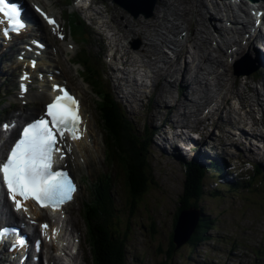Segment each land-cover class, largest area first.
<instances>
[{"label":"rangeland","instance_id":"rangeland-1","mask_svg":"<svg viewBox=\"0 0 264 264\" xmlns=\"http://www.w3.org/2000/svg\"><path fill=\"white\" fill-rule=\"evenodd\" d=\"M101 8L102 5L99 4L95 9L101 10ZM108 8L110 9V11H113V14H107V19L109 15H111V19L115 21L114 28H117V26L121 22L120 20H118L120 18L121 11L125 12L121 15V18L124 17V20L128 16L129 19L133 18V16H131L129 13H126L123 8L113 2H108ZM108 22L111 23V20ZM139 24L140 22H138V20L129 22L127 21V25L132 27L134 30H137L136 28ZM150 34L152 35L151 32ZM190 35H192V33ZM149 37L151 36H148V38ZM141 40L142 39L140 38L138 39L136 37H133L129 40L130 43L128 45H132L137 49L141 46L143 48H146V46L144 45L145 43L143 44ZM104 43V47L105 49H107L109 47L108 38L105 37ZM215 44L216 42H212V46H214ZM218 45H220L219 42L217 44V47ZM96 47L97 46H94L92 50H95ZM169 49L170 48L168 46H162L161 51L163 53H166L165 50L169 52ZM213 51L214 50L211 51V54H215V51ZM140 52L141 50H138V53ZM107 54H109V52L106 50L105 55ZM187 55L189 56L188 53ZM62 60L66 62L67 68L71 75V79L73 80L72 84L75 85L76 89L79 92L83 90L85 92V97L87 98V100L91 101L92 105L94 106L96 96L91 91V87H89L85 83H81V78L79 77V75L76 74L73 68L72 70L70 69V63L66 59V55L64 53L62 55ZM181 60L182 58L179 60V62ZM195 60L196 56L193 57V62H195ZM102 63L104 72L106 74H109V77L111 78L110 87H112L116 98L120 102L118 93L120 92V89L126 92V87L123 85V87L118 86L117 80L115 79L116 77H113L114 75H116V73L114 71L112 72L107 67L111 62L106 63L103 61ZM117 65L118 64H113L114 67H116ZM186 70L188 69L186 68ZM79 73H81L80 67ZM130 75L134 76L135 74L132 72L130 73ZM225 75L227 76L229 74ZM232 75L233 77H231V79L227 81L225 80L223 82L221 81L222 83L227 82L226 85L230 86L229 91L231 92H229L230 98H228V103L223 114H227L226 110H229V115L232 120L234 119V117L239 116L240 122H242V120H247V115L245 114L244 116H242L240 110L241 107L244 108L242 110H247L248 102H242L245 105V107H243L242 103L239 101V105L237 106L238 100L237 96L235 97L234 91L236 90V88H239V90L241 89V87L243 86V81L246 79L244 76L247 77V75L243 73L236 75L233 72ZM173 78H177L176 74H173L170 79ZM250 78L251 76L249 77V80ZM234 79L235 84L232 85ZM250 83L248 84L251 87H254L255 85V89L260 92H264V87L260 84L256 85V83ZM234 85L236 87H234ZM221 86H223V84ZM128 89L133 90L132 87H128ZM196 91L198 92L199 90L196 88ZM139 92L140 91H135V96H128V99L135 104L136 109H131V112L134 110L137 112L135 117H133V122L136 123H134V125H136V128L139 129L138 131L140 132L143 126L153 127L154 125H159L160 120L163 117V109L162 107H159L157 109L158 112L156 113V116L152 117V119L150 117H147V114H145L143 111L145 106L140 104V101H142V94L141 92ZM210 93V95H212L210 96L211 99L209 98L206 103L201 102V100H205V97H202V95L200 94L201 96H199L195 100V102L191 104L192 98L190 97L196 96V93L193 92L192 94H189V91H185V94L188 98L183 99V101L187 105H184L181 101V106L176 110L171 111L179 104L178 102L173 103L174 95L171 92L166 91L160 94V92L155 89L152 102L157 99L159 101H165L169 104L173 103V106L172 104L170 105L171 112L169 114V120L173 125V122L175 120L180 121L181 119H183V116L180 117V114L182 113L183 109L188 107V105L190 107L191 105H195L194 107L197 110V114H199L202 108H204L207 103L213 101L217 97V95H215V92L213 94L212 92ZM254 93L256 94V92L249 90L247 98L245 99L249 100L248 98L257 97L258 94L255 95ZM167 94L173 101H171L170 98L166 97L168 96ZM217 100L220 103V97H218ZM263 103L264 98L262 99V104ZM231 106H233L234 110H237L236 112L238 114L232 112ZM252 106L255 110L254 116L255 118H258L260 116L258 106ZM166 109L165 113L169 112ZM254 122L255 121L251 122L252 126L257 125L256 122ZM228 126L231 125L228 124ZM171 129L172 128L170 127L155 129V131L157 132H155L154 137L149 140L151 144L148 146V155H143V157L147 159L146 162H148L149 166L147 167V174H150L149 176H147L148 185H146V188L144 187L143 192L138 197H134L131 204H129L128 202L130 187L129 184L126 183V172L123 168L121 159V165L119 161H115L113 164L104 162L106 164L104 165L102 163V145L100 144L98 145V151L96 153V165L94 167H91L94 165V160L91 159V164L89 165L90 167H86V173L89 174V176L93 179L98 176H100L101 178V176H103V172L110 173L112 175V180L110 182L113 199L115 200V209L114 213H112L114 208L112 206V201L107 212V221L109 223L107 226H110L113 234H118L119 236L125 238L127 264H159V262L165 258L166 252H168L170 249V238L174 223V216L177 211L178 198L182 195L183 188L187 186V177L184 172L183 162L188 161V159H185L182 155L180 157L179 153H177V155H173L168 154L162 150L161 145L163 144V142H167L166 144L170 146V142L163 138H166L168 134H170V137L172 136ZM138 131L133 132V136H138ZM172 140L173 143L174 141H179L178 138L173 139V137ZM226 144L229 147L231 146L230 143ZM229 147L225 148V150L222 151L227 152ZM93 148L95 149V147ZM230 149L232 150L233 148ZM112 151L114 157L119 156L120 151L118 148H116V146H114V149ZM213 151L214 150H212V152ZM241 151L245 154L244 149H242ZM260 151L261 152L251 153L249 155L253 157H259L261 160L259 164L263 167L264 154L262 150ZM131 155H133L134 157H140L138 151L136 150H134L133 152L131 151ZM128 156V154H124L122 156V159H126L128 158ZM182 159H185V161H183ZM249 159L252 160L251 158ZM206 174L210 175L209 172ZM212 180L213 179L211 177L209 181ZM215 180L220 181L221 179H218L217 177L215 178ZM223 183L225 184V182H222L218 184L219 186L216 187L207 184L204 189V194L202 195V198L199 202V207L203 210L205 216L210 217L214 220L213 229L209 232L210 237L208 238V241L202 243L194 251L187 244L182 245L178 249H175L172 264H264V254H261L260 252V246L264 251V180L263 184L258 187L254 185L251 188H247L244 184H241L239 188L237 187L233 190H226ZM215 188L219 190H216V194H214ZM87 190L88 187H83V185H81V189L76 196L78 201L74 202L67 209V212H72L73 217L77 219L79 227H82L83 225L84 232L85 230H87V227L84 228L85 225L81 217L80 206L82 201L84 203L90 197L88 193H86ZM114 190H116L115 193L113 192ZM90 211L93 216L92 218H90V220L92 221L91 223L97 222V219L100 218L101 213L104 212V205L101 203V200H99L98 203H93L91 205ZM211 237L212 239H210ZM86 247L88 254L90 248L89 242H87ZM254 250H256L260 254L254 253ZM82 264L91 263L90 260L87 259L85 263L82 262Z\"/></svg>","mask_w":264,"mask_h":264},{"label":"snow or ice","instance_id":"snow-or-ice-1","mask_svg":"<svg viewBox=\"0 0 264 264\" xmlns=\"http://www.w3.org/2000/svg\"><path fill=\"white\" fill-rule=\"evenodd\" d=\"M35 10L48 24L55 23L39 8ZM0 13L9 17L19 14L16 5L7 4L6 0H0ZM20 87L23 90L24 86ZM53 88L56 89L57 86L54 85ZM58 91L61 94L45 105L44 115L23 127L6 160L0 163V174L8 199L13 201L17 209L22 205L16 197L21 200L31 198L41 207L45 204L58 207L70 200L71 193L75 190L64 172L52 170V154L60 151L55 147L58 142L56 134L59 133L60 138H63L67 131L70 136L78 138L76 127L80 121L77 101L63 88ZM41 227L46 228L47 225Z\"/></svg>","mask_w":264,"mask_h":264},{"label":"bare ground","instance_id":"bare-ground-1","mask_svg":"<svg viewBox=\"0 0 264 264\" xmlns=\"http://www.w3.org/2000/svg\"><path fill=\"white\" fill-rule=\"evenodd\" d=\"M37 1H39V0H37ZM102 1H104V0H102ZM173 1H175V2H173ZM216 1L217 0H215V1H213V0H172V1L171 0H161L162 5H164L166 7V10H164L165 12L161 16H155L151 20H147V21H143V19H141V20L140 19H135V20H138V22H140V24L136 28L137 30H134L132 27H130L129 25L126 24V30H125V32L131 33L132 34L131 37H138V38H140L142 40L145 39V42L148 41V42H146L144 44L145 46L148 45L150 47V50L147 51V54L146 55H154L155 57L153 58V62H152L151 58H149V59L143 58V61L145 60L146 62H148V64L151 65L152 63H155V61H156V63H159V62H163L165 60L170 61V60L173 59V58L172 59H169V58H167V59L166 58H161L159 60L156 59L157 57H160L159 51L157 50L156 43H155L156 40H160L163 43H166L167 42V44H166L167 46H172V48H174V49H171V51L173 53H175L176 59L177 60H180L182 58V59L185 60L184 55H182L180 53V50H179L178 46L176 45V42L173 41V40H177L179 47H181L182 42H181L180 39L176 38V36L178 34L175 33V32H177L180 27H185L188 30H192V35H188V39L190 40V42H191L190 45L193 48V52H192L191 55L193 57L196 56L195 62L192 61L193 62V67H194L193 71L194 72H198V70L201 69L199 62L201 60H204L206 63H208L210 65V69L208 70V72H211V73L214 74V76H213V78H214V86H221L222 84H223V86H225L227 82L226 83H222L223 81L221 82V80L223 78L222 75H223V73L225 74V72H226V69L224 67L226 65H224L225 63L223 62V60H221L223 58V54L221 53V48H220L219 52L216 54L215 57H211L209 55V53H208L209 48L207 46V44L210 41V36H211L212 39H214L213 32H211L210 30H208L207 21H209V23L212 25L213 30L216 31V33L218 34V36H222L223 35L226 38V34L228 33L225 27L218 26V28H217V26H215V24L214 25L212 24L213 15L211 14V12L216 13V15H217L216 16V19L218 21H221V19L223 18L224 19L223 21L226 22L224 13L222 12V14L220 15V13L222 11V8L219 6V4L216 3ZM263 2H264V0H263ZM224 10L231 15L232 10L229 7L224 6ZM168 13L170 15L174 16V19L177 20V21H179V23L173 22L172 21L173 20L172 16L167 15ZM92 17L94 19H97V16H94L93 15ZM191 17L193 18V22L191 23V27H189V26H187V24H190ZM227 20H229V19H227ZM120 21L121 22L124 21V17L121 18V16H120ZM160 22H166V23L169 24V26L171 27V29L169 31L172 33L171 35L173 37L169 36L168 34H166L162 30L158 31L156 29V26ZM239 24H241V23L239 22ZM8 28L10 30V25H9ZM202 28L203 29H207V30H203ZM150 32L152 33V35L150 34ZM148 36H151V37L148 38ZM226 42H227V44H229V41H226ZM183 44L185 45L186 43H183ZM204 44H206V45H204ZM1 45H9V44H7V41L0 36V46ZM234 45L236 46V48H238V46H239L236 42L234 43ZM223 47L226 50L229 49L228 48V45H223ZM192 48H191V50H192ZM239 48H240L239 52L238 51H235L234 54H238V53H240V51L242 52V48L241 47H239ZM195 51H196V55H195ZM118 52H119V58H121L123 56L126 57L125 60H122L121 61V63H122L123 66L127 65V63H128L127 58L129 57V55H130L131 52H134V53H137L138 54V50L131 51L129 49H123V50L118 51ZM144 52H145V48L142 47V49H141L142 55H143ZM254 57L256 59H258V54H254ZM114 59L117 60L116 58H114ZM134 60H135L134 61L135 63L138 62V58L137 57L134 58ZM246 61L249 63L248 60H246ZM246 61H244V64L247 63ZM169 63H170L171 66L168 65L167 68H171V69H168V72L165 71L166 76H169V78H171V76L173 74H176L177 71H184V72L185 71L186 72H189L190 71L187 62L184 63V65H183L184 68L183 69H180L179 68V70H177L176 67H173L175 65V62H169ZM212 64L215 65V68L218 67V66L219 67H222L223 66V69H224L223 70V73H219L220 75L218 76L214 72V70H213V67L214 66H211ZM186 68L188 70H186ZM126 69H127L126 67H124V68L121 69V68H118V67H114L113 65L111 66V71L112 72L114 70V72H119V73L123 74L122 76L114 75L113 77H116L115 78L116 80H118V78H121L122 80L126 81L128 85L133 86V87L137 86V81H136L135 78H132V75H130V77L125 75L126 74V72H125ZM120 70H122L123 72H120ZM176 79L177 78H173L170 81L173 80L172 83H175V80ZM193 80H196V78L194 77ZM177 81L182 82L183 80L182 79H177ZM263 81H264V79L261 82H263ZM238 82H240V81H238ZM233 83H235V81H233ZM166 84H167V82H166ZM169 85L174 86L173 84H170V82H169ZM203 86L204 87H207L206 81H204ZM244 87L246 89L250 88V86H249V84H248L247 81H245ZM257 94H256L257 97H255V99H254V102H256V104H257V106H258L259 109H262V105L264 103L262 104L260 102H262V99L264 98V93H257ZM215 95H217V94H215ZM215 95H213V96H215ZM36 98H38V97H35V98H32V99H36ZM210 99H211V97H210ZM248 99H250V98H248ZM226 100H228L227 97H223L222 98V101H226ZM201 102L203 103L202 100H201ZM167 108L168 109H166V110L167 111H170V106L167 105ZM223 108H225V107H223ZM218 109H221V106H219ZM124 111H125L126 114H128V111H126V110H124ZM150 118L152 119L151 116H150ZM260 120L262 122H264V112L263 111H262L261 119ZM175 121H176L175 124L177 126H179L181 124V123H178V120H175ZM182 123H183V121H182ZM256 124H257V122H256ZM181 126H183V125H180V127ZM196 128H197V126H196ZM204 129H206V127H204ZM200 133L202 135H205V132L202 131V130L200 131ZM174 134L182 137V139L184 140L185 143L189 141V136L190 135L185 136L183 133H181V135H180V134H177L176 132ZM258 136L261 137V134H258ZM76 143H77L76 144V147H78L80 149H83L82 147L84 146V144H82L81 141H77ZM166 143H163V146H162L163 148H168L169 147ZM226 143L227 142H225V144H223L222 146H220L221 150H225V148L229 147ZM185 146H186V144H185ZM94 147H95V150L97 151V146H94ZM244 156H247V154L245 153ZM91 159L95 160L94 156L90 154V151L89 150H87V152H86V162H87L88 165L91 164ZM11 253H12V250L11 249L6 250L5 253H4V260H7V258L11 255ZM23 253L25 254V257H27V258H26L25 262H21L20 264H38L39 263V262L38 263H34V260L37 261V259H38V253H35L34 257H33V255L27 254L25 251H23ZM12 256L13 255H11V257Z\"/></svg>","mask_w":264,"mask_h":264},{"label":"trees","instance_id":"trees-1","mask_svg":"<svg viewBox=\"0 0 264 264\" xmlns=\"http://www.w3.org/2000/svg\"><path fill=\"white\" fill-rule=\"evenodd\" d=\"M107 107L103 108L104 112ZM110 117V116H109ZM117 117V116H116ZM114 116L112 114V120ZM107 120V118H106ZM122 125V124H121ZM111 129L112 135H114L117 139V142L121 144V149H123L124 154H128V158L124 160V164L128 170V180L129 184H131V196L138 197L142 192L144 187L148 185L147 181L150 174H146L144 167L147 163L146 161H142L141 157H134L131 155L129 145H125L122 141L123 128L113 121V126H108ZM125 137V135L123 136ZM137 139V137H136ZM138 140H133V144ZM218 168L221 169L220 163H214ZM189 170L187 171V186L186 192L182 197L179 198L178 203L181 204L178 206L177 212L183 208L188 206L197 205L201 195L203 193V186L201 181V171L197 168L189 166ZM258 173V172H256ZM213 174V173H212ZM258 182H262L261 179ZM254 181L251 180V184L253 185ZM249 185V184H248ZM228 187H233L228 186ZM105 206L104 212L101 213L97 222L90 223V232H91V257L93 264H126V243L125 238L119 236L118 234H113L110 230V226L107 222V212H108V200L104 201ZM91 206H88V210L85 212V217L89 219V217H93L91 214ZM176 219V216H175ZM92 222V221H91ZM89 224V221H88ZM213 227V220L208 219V217H204L200 219L198 222L189 242L191 249H194L200 242L206 240L208 237V231ZM171 246L169 247V251L166 253V257L161 261L160 264H172V256L174 254V246L170 241ZM260 252H263V248H260Z\"/></svg>","mask_w":264,"mask_h":264},{"label":"water","instance_id":"water-1","mask_svg":"<svg viewBox=\"0 0 264 264\" xmlns=\"http://www.w3.org/2000/svg\"><path fill=\"white\" fill-rule=\"evenodd\" d=\"M200 213L197 208L189 207L181 209L174 225L172 241L175 248L187 242L193 233L199 220Z\"/></svg>","mask_w":264,"mask_h":264}]
</instances>
